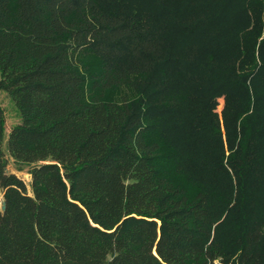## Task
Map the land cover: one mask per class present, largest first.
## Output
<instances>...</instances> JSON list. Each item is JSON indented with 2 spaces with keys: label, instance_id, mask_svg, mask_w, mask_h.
<instances>
[{
  "label": "trees",
  "instance_id": "trees-1",
  "mask_svg": "<svg viewBox=\"0 0 264 264\" xmlns=\"http://www.w3.org/2000/svg\"><path fill=\"white\" fill-rule=\"evenodd\" d=\"M0 92V264H264V0H0Z\"/></svg>",
  "mask_w": 264,
  "mask_h": 264
},
{
  "label": "rangeland",
  "instance_id": "rangeland-1",
  "mask_svg": "<svg viewBox=\"0 0 264 264\" xmlns=\"http://www.w3.org/2000/svg\"><path fill=\"white\" fill-rule=\"evenodd\" d=\"M216 101L214 102L213 107L218 112H221L222 109L219 110L216 107V104H215ZM0 105L4 111V116L6 120V131H7V134H9L11 131V128L19 122V117H18L15 106L13 105L9 95L6 92H0ZM28 170H29V166H26V165L19 166L15 164L13 160L10 161L7 167V172L9 174L16 175L19 179L23 180L26 183V185L29 186L31 179H30V175L28 174ZM0 200H1L0 204H2L3 202L2 194H0Z\"/></svg>",
  "mask_w": 264,
  "mask_h": 264
},
{
  "label": "water",
  "instance_id": "water-1",
  "mask_svg": "<svg viewBox=\"0 0 264 264\" xmlns=\"http://www.w3.org/2000/svg\"><path fill=\"white\" fill-rule=\"evenodd\" d=\"M6 209V204L5 202L3 201L2 204H1V210L4 212Z\"/></svg>",
  "mask_w": 264,
  "mask_h": 264
}]
</instances>
